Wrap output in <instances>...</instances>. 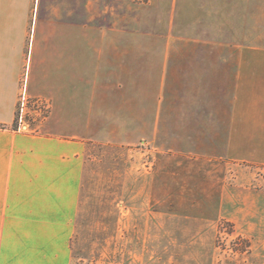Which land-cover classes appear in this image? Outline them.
Masks as SVG:
<instances>
[{
	"label": "crops",
	"instance_id": "crops-1",
	"mask_svg": "<svg viewBox=\"0 0 264 264\" xmlns=\"http://www.w3.org/2000/svg\"><path fill=\"white\" fill-rule=\"evenodd\" d=\"M146 6L177 14L176 34L160 24L159 34L118 35L117 15L88 21L118 0H0V264H72L90 168L108 155L125 157L111 185L158 217L186 178L203 177L220 214L264 220V190L247 168L264 165V0ZM193 22H217L221 50L209 32L183 35ZM23 93L48 102L37 129L16 126ZM146 139L157 142L152 170L132 148ZM224 166L235 185L223 183Z\"/></svg>",
	"mask_w": 264,
	"mask_h": 264
},
{
	"label": "rangeland",
	"instance_id": "rangeland-1",
	"mask_svg": "<svg viewBox=\"0 0 264 264\" xmlns=\"http://www.w3.org/2000/svg\"><path fill=\"white\" fill-rule=\"evenodd\" d=\"M148 2L118 0V11L88 13V21L109 24L117 15L118 35L159 34L153 27L160 24L163 30L160 33L175 35L177 14L163 8L164 11L152 15L146 6ZM206 32L215 41L214 50H221L222 29L217 22L215 28L208 30L201 31L196 22L182 30L183 35L189 36ZM196 46L188 44L187 48L193 50ZM171 99L173 115V93ZM49 110L47 101L30 100L24 111V123L37 129L35 125L46 119ZM16 121L18 128L20 110ZM132 148L144 168L152 170L157 142L141 140ZM123 161H113L108 155L90 168L84 189L83 217L71 239L72 264H264V220L229 219L220 214L218 196L212 195L213 188H206L208 182L203 177H193L191 182L186 178L184 188L176 196V204L163 206L166 218L158 217L154 212L159 207L144 204L143 198L137 196L132 203L122 184L119 183L118 188L111 185V180L117 178L113 170L124 166ZM247 168L254 176L250 187L264 190V165H248ZM122 177L120 175L119 180H123ZM187 180L198 187L188 185ZM222 180L226 185L236 184V174L229 166H224ZM246 181L243 179V183Z\"/></svg>",
	"mask_w": 264,
	"mask_h": 264
},
{
	"label": "built area",
	"instance_id": "built-area-1",
	"mask_svg": "<svg viewBox=\"0 0 264 264\" xmlns=\"http://www.w3.org/2000/svg\"><path fill=\"white\" fill-rule=\"evenodd\" d=\"M28 99L26 98V96L24 95V93L22 94V97H21V101H20V107H19V110H20V124L18 126V129L20 130H26L28 128V125L26 123H24V111L27 107V104H28Z\"/></svg>",
	"mask_w": 264,
	"mask_h": 264
}]
</instances>
